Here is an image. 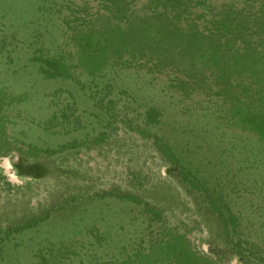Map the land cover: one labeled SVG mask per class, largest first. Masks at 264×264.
I'll use <instances>...</instances> for the list:
<instances>
[{
    "label": "rangeland",
    "instance_id": "374dc122",
    "mask_svg": "<svg viewBox=\"0 0 264 264\" xmlns=\"http://www.w3.org/2000/svg\"><path fill=\"white\" fill-rule=\"evenodd\" d=\"M263 18L0 0V264H264Z\"/></svg>",
    "mask_w": 264,
    "mask_h": 264
},
{
    "label": "trees",
    "instance_id": "16d2710c",
    "mask_svg": "<svg viewBox=\"0 0 264 264\" xmlns=\"http://www.w3.org/2000/svg\"><path fill=\"white\" fill-rule=\"evenodd\" d=\"M259 25H260V27L259 26L257 27V29H258L257 35L264 37V18H263L262 23H260ZM250 65H252L253 69H251V70L254 71V75L257 77V81L260 83L259 80H261L262 77L264 80V72L261 71V70H264V54L259 55L258 58H253L250 62ZM261 93L263 94V99H264V88L262 89Z\"/></svg>",
    "mask_w": 264,
    "mask_h": 264
}]
</instances>
